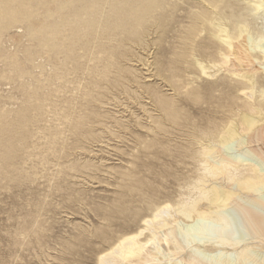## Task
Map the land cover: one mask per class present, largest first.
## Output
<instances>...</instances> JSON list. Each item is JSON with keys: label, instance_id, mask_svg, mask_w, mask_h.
Here are the masks:
<instances>
[{"label": "rangeland", "instance_id": "obj_1", "mask_svg": "<svg viewBox=\"0 0 264 264\" xmlns=\"http://www.w3.org/2000/svg\"><path fill=\"white\" fill-rule=\"evenodd\" d=\"M68 1L0 0V264H96L97 250L124 232L144 231L139 238L145 242L151 234L146 227L148 218L150 221L155 207L167 202L174 212L170 211L174 222L168 217V226L183 252L172 253L169 244L167 248L161 243L168 226L157 228L154 242L159 241L161 246L155 243L156 264H264V237L259 238L241 221L235 204V209L230 204L219 212L223 224L228 225L220 224L216 218L185 219L174 207L178 201L196 199L200 189L217 182L228 188L226 176L214 179L203 169L204 161L209 168L216 159L206 155L200 160L197 153L201 144L212 148V139L207 137L198 144L190 135L193 123L204 127L235 123L246 99L242 89H229L226 84L219 87L220 91H229L233 99L219 100L224 103L220 107L188 99V87L219 77H225L228 83L230 78L218 69L213 78L203 75L188 86L192 75L188 70L192 71V67L175 63L176 54L183 51L192 15L214 8L207 5V0H153L161 5L138 27L142 32L138 40L127 41L126 35H119L116 41L109 42L118 50L112 53L116 57L100 54L104 58L98 57V62L104 61L97 63L98 48L92 38L84 46H74L68 25L51 28L74 10L75 0L68 7L61 6ZM261 1L256 11L250 0H222L223 8L217 12L219 22L225 25L229 21L230 28L249 24L250 33H245V38L251 44H246L258 56L253 91H247L246 96L252 103H257L264 91V0ZM48 9L51 16H47ZM207 39L208 33L202 30L194 45L209 54L212 49L206 46ZM46 41L57 44L58 49H49ZM256 44L258 50H254ZM134 55L146 58V64L131 60ZM100 63L106 65L102 67ZM172 82L183 87L174 90ZM147 91L173 99L177 116L172 118L157 110ZM79 115L82 118L75 131L69 118ZM258 115L257 118L264 116ZM9 130L11 136L7 135ZM240 137L247 139L242 134L235 141H227L231 143H225L219 151L226 149L223 154L264 172V163L249 154ZM256 148L261 151L264 145ZM5 159L9 172L3 169ZM199 177L201 180H197ZM236 195L235 202L239 204H249L250 198L264 203L262 186L249 194L237 191ZM117 208L129 215L124 218L114 214ZM220 226L228 232L220 237L226 239L217 243V235L221 236L224 229ZM105 231L108 240L102 237ZM228 238L235 240V246L230 247ZM245 245L249 246L248 253L240 251Z\"/></svg>", "mask_w": 264, "mask_h": 264}, {"label": "bare ground", "instance_id": "obj_2", "mask_svg": "<svg viewBox=\"0 0 264 264\" xmlns=\"http://www.w3.org/2000/svg\"><path fill=\"white\" fill-rule=\"evenodd\" d=\"M72 1L73 0H70L68 2H63V3H61V6L63 8L68 7ZM207 1L209 2V4H207V5H211V7L214 9H212V11H207V10L203 11L202 10V11H199L198 13H194L192 15L191 24L187 30L185 37L183 36L184 37L183 39L185 42L184 48L182 49L183 51L176 54V57L174 60H175V63L180 62L182 64H186V65L188 64V66L192 67V71L188 70V72H190L192 74L190 76L191 77L190 82L188 81V86L193 84L196 81V79L200 76L207 75L206 77H208V76L214 77L215 75H217L216 72L218 71V69H223L224 75L227 76L228 78H230L228 83L226 82L227 80H224L225 77H219L215 80H210V81L207 80L204 82L202 81L199 84L197 83L195 86L192 85V86L188 87V92H187L188 99H191L195 102L206 103L207 105H212V106H213V104L216 103L215 107L216 106L220 107L224 103H222L219 100L223 99V101L225 102L226 99H229V100L233 99V97L229 96L230 95L229 91L227 92V94L220 91L219 87L224 86L225 84L227 85V88H229V89L230 88L235 89L237 87L239 89H242L240 91H242L246 96L248 93L247 91H250V93H252L253 83L255 81L254 75L257 71L255 64L258 63V62L256 63L258 56L256 54H253L252 49H250V46L248 48V46L246 44L248 41H246L247 37L245 38V36H246L245 33H248V31L250 33V28L248 27L249 24H248V26L245 23L242 25L241 24H238V25L235 24V26L230 28L228 26L229 21H228V23H225V25L223 23H220L219 18H218L220 15L217 12L220 8H223L220 6L222 0H207ZM157 2H155L153 0H108V1H106V0H75L74 10L72 11V13L64 15V17L61 18V20L59 21L60 23H57V25L55 24V26L51 27V28H55V27L62 28V27H66V25H68L70 28L69 29L70 38H69V36H68V38L70 40H72L74 46H75V44L84 46L87 43H89L90 39L92 38L93 43H96L97 48H98L96 56H97V63H99V62H103L104 60H101L98 62V59H99L98 57H100V56L102 57V55L103 56L106 55V56L110 57V55L111 56L113 55L112 54L113 52L116 53V51H118V50L115 51V49H117V48L113 47V45H114L113 43H112V47H110L109 42H111V40L116 41V38H118L119 35H123V36L126 35L125 37H127L126 38L127 41H128V38L132 41H134L136 39L138 40V37L142 32L140 30V33H139L137 29H138V27L142 26V23H144V21L146 19L148 20L149 17L152 16L151 13L155 9V7L158 5H161V4L157 5L156 4ZM250 2H252L253 10H254V8H256V11H257V8H260L262 6L263 1H261V0H250ZM90 8H91V11H89ZM195 12H197V11H195ZM210 12L213 13V15L211 17H210ZM219 13H220V11H219ZM234 13H235V11H234ZM252 13H254V12H252ZM51 14L52 13H50V9H48L47 16H51ZM221 16H222V13H221ZM229 20H230V18H229ZM221 22H222V20H221ZM82 26H84V28ZM202 30H206V32L208 33V39H207L205 44H206V46L210 47L209 48L210 50L212 49L209 54H206L205 52H207V51H204V49H197L195 46L196 44L194 45L196 36L199 37ZM123 36L121 38H124ZM262 37H264V36H262ZM249 38L251 39V37H248V39ZM120 41L121 40H119V42ZM135 42H137V41H135ZM254 42H252V43H254ZM248 43L250 45L251 41ZM258 43H259L258 44V46H259L261 41L260 42L258 41ZM115 44H116V46H118L117 43H115ZM121 45H123V44H121ZM46 46H48V48L51 50L58 49L57 44H54L51 42L49 43L48 41H46ZM201 47H203V46H201ZM259 47L263 48V46H259ZM255 48H257V49H255ZM255 48H254V50L259 49L257 47V44H256ZM261 50L263 52V49H261ZM121 54H122V52H121ZM260 54H261L260 56L262 57L263 54L261 52H260ZM113 56L116 57V55H113ZM208 56H210V57L208 60H206V58ZM103 58H101V59H103ZM262 58H264V57H262ZM109 59L112 60L111 58H109ZM131 60H136L137 62L141 61L142 64H146V61H147V59L143 58L141 55H139V56L134 55V57L131 58ZM107 61H108V59H107ZM263 61H264V59H262V62ZM217 62H219V63H217ZM259 62H261V61H259ZM100 64H98V65H100L102 67H104L106 65V64L104 65L102 63H100ZM161 65H163V64H161ZM178 66H180V65H178ZM175 67L177 70L181 71L180 67H178V68H177V66H175ZM260 67H258V69ZM211 68H212V71L210 70ZM259 71H260V69H259ZM263 72H264V70H263ZM103 73L101 72L102 76L105 75V73L104 74ZM218 73H220V72H218ZM221 75H222V73H221ZM174 76L177 77V75H175V74L173 75V77ZM233 76L239 77V78L235 79V78H233ZM213 77H211V78H213ZM171 85L174 88V90L175 89L178 90L180 87L181 88L183 87V84H181V86H178V85H176V82L175 83L172 82ZM180 92L181 91L179 90L177 93L180 94ZM146 94H148V98L152 101L155 108L159 111L164 112L165 114H167V116L174 118L179 113V111L175 107V104H174L175 101L173 99L167 98L164 95L160 96V95H157L154 93L150 94V93H148V91L146 92ZM251 95H253V94H251ZM246 96H245V98L248 99ZM259 96H260V100L257 103H252L246 99L243 101V104H242L243 109L240 110L239 113L237 114L238 118L236 119L235 123H234V121H229V122L224 123L221 127L218 124H214L213 126H207V127L205 126L204 127V126H198L197 124L193 123L195 128H194V131H192V133L190 135L191 136L190 138L192 139V141L194 143L200 144L203 141V139L206 140V138L208 137V138L212 139V140L211 139L210 140L214 144V146L212 148H209V149H208V147L203 146L201 144V145H199L200 146L199 150H197V153L200 156V157L199 156L198 157L201 158L200 160H202L204 158V156H206V155H208V156L210 155L216 159V161H214L215 164H213L210 167L208 166L209 168H207V165L204 166L205 161L203 160L204 165L202 164V166H203L204 171L209 173L211 176H214L215 177L214 179L226 176L227 180H228L226 182V184L228 185V188L223 187L220 184L218 185L217 184L218 182H217L215 185H211L210 188L206 189V188H202L201 187L202 185L200 183V185H201L200 187L202 189H200L198 191V196H196L197 197L196 199L194 198V200L192 199V200L178 201L177 205H174V207H176L175 211L179 212V214L181 213L183 218L186 219L189 217L190 220L192 218L194 219V217L198 218V219L201 218V220L202 219H210V218L215 219L216 218V220L220 221L223 218V217H221L222 214L219 213L221 211V208L223 210L225 207H227L230 204L231 205L233 204L232 207H234V204H235V207L238 210V215L240 213V216L242 218L241 221H243V223L255 235H258V237L259 236L264 237V203L262 201L258 200L259 198L258 199L257 198L256 199L250 198V200H249L250 203L247 205H244V203L239 204V201L237 203L235 202L236 201L235 197H237V195H238V194L236 195L237 191H238V193L242 192V194L243 193L249 194V193H252L254 190H256V188L259 186L264 187V172H260L252 164L242 163V162L238 161V159L235 160V158L227 156L228 153L226 155L223 154L226 149H224L223 153L221 151H219V148L220 147L223 148V145L227 141H232V139L233 140L237 139L238 136L244 134L247 139L245 140V139H243V137H240L241 141H242L241 143L247 145V148H249V154H250V152L253 155L255 154V156L259 157V159L264 163V148H263V150L260 149L261 151H257L258 148H256V145H259V144L264 145V141H263L264 140L263 139V137H264L263 136L264 135V116L261 118H257V116H256V114H259V113H260V115H258L259 117L261 116V114L264 115V91H262ZM242 97H244V95ZM249 100H251V99H249ZM81 116L82 115L69 118L70 125L72 124V129L75 131H78V129H79L78 125H79L80 121L78 119L82 118ZM88 117H85V118H88ZM91 117H93V116H91ZM221 117H223V116H221ZM82 121H84V120L82 119ZM140 125H142V124L140 123ZM192 128H193V126H191V129ZM10 132H11V130H9L7 132V135H10L11 134ZM50 134H51V132L48 133V135L50 136L49 141L52 142V140L54 138L51 137ZM198 138H199V140H198ZM18 139H19V137H18ZM192 141H191V143H192ZM236 141H239V139ZM230 143L231 142H229V144ZM234 143H237V142H234ZM241 143H239V145ZM229 144H227V145H229ZM230 146H232V144ZM258 147H260V146H258ZM244 149H246V148L244 147ZM257 157H255V158L257 159ZM211 159H213V158H211ZM210 161H212V160H210ZM4 162L6 163V166H4L3 169H4V171L9 172L10 169H9L8 161L5 159ZM262 170H264V168ZM222 175H224V176H222ZM200 177L197 180H201ZM203 177H205V176L203 175ZM207 177L209 178V176H207ZM221 179H218V180H221ZM203 180H204V178L202 179V181ZM225 180H226V178H225ZM202 181H200V182H202ZM212 184H213V182H212ZM197 185H199V182L197 183ZM232 187L235 188V190H233ZM235 207L233 209H235ZM258 209H261L262 212H259ZM170 211L173 212L172 206L169 205L168 202L165 205L155 207L151 220L149 221V218H148L147 222L145 221L147 223L146 227H148L149 233H151L149 235V237L145 240V242H142L139 238V236L142 233H144V231L142 232L141 230H139L137 232L129 233V234H125V232H124V234L117 236L113 240H108L109 235L107 234L106 231L103 232L102 237H104L108 241H107L104 248L97 250L98 251V257L96 258V260H97L96 264H156V263H158L157 258L155 256L156 254L154 255L153 252L157 251L154 249L161 246L160 244L163 242L165 243V245L169 244V248L172 247V250H171L172 253H173V251L176 253L178 251L183 252L182 251L183 250L182 245H180L179 242H177V240L175 239V237L171 235L172 230H173L172 227L168 226L170 224V220L172 218H174L173 217L174 214H170ZM112 212L114 214H117L118 216L124 217V218H126V216L129 215V213L125 212V210L123 208H117L115 211H112ZM131 215L132 214H130V216ZM137 216L140 217L142 215L141 214L139 215V213H137ZM168 217H171V219H169ZM172 221H173V219H172ZM222 221H224V220H221V222ZM217 224L219 225V223H217ZM220 224H223V222ZM223 225H228V224L225 223ZM120 226L125 228V229L128 227L126 224L125 225L121 224ZM165 226L166 227L168 226V228H167L165 234H163L161 236L162 240H160V241H162V242L161 243L159 241H158V243L154 242L156 240L155 238L157 237V228L162 229V227H165ZM150 227H152V228H150ZM222 227L224 228L225 226H220V228H222ZM226 228H228V227H226ZM151 229L153 230V232L151 231ZM24 230H26V229H24ZM144 230H147V229L145 228ZM163 232H164V229H163ZM225 232H228V231H226V229L224 228L221 231V236L217 235V234H215V235L219 236V238H220L223 236V234ZM219 238H218V240H215L217 243H219L220 241L223 242L226 239V238L225 239L224 238L219 239ZM228 239H230L229 240L230 242L228 241L230 247L235 246V244H236L234 242L235 240L232 241L233 238L232 239L228 238ZM212 242H214V241H212ZM155 243L158 245V247H156ZM225 244H226V242H225ZM225 244H224V247L226 246ZM211 245H212V243H211ZM211 245H210V247L214 246V244H213V246H211ZM166 246L168 248V245H166ZM218 246H219V244H218ZM227 246H228V244H227ZM210 247H208V248H210ZM221 247H223V246H221ZM236 247H238V246H236ZM248 247L245 245V246H243L242 250H240V251L241 252L244 251L245 253H248V250H249ZM216 249H217V247H216ZM185 257L188 258V254H186ZM174 258H176V257H174ZM244 259H246V258L244 257ZM200 261L201 260H198L197 262H200ZM160 262H162V261H160ZM190 262H191V259H190ZM166 264H171V263L169 261L168 262L166 261ZM190 264H192V263H190ZM222 264H224V263H222Z\"/></svg>", "mask_w": 264, "mask_h": 264}]
</instances>
